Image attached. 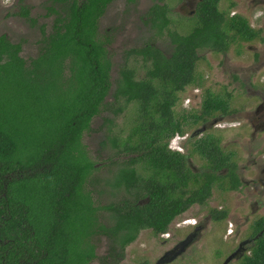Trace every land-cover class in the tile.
I'll list each match as a JSON object with an SVG mask.
<instances>
[{"label":"trees","instance_id":"trees-1","mask_svg":"<svg viewBox=\"0 0 264 264\" xmlns=\"http://www.w3.org/2000/svg\"><path fill=\"white\" fill-rule=\"evenodd\" d=\"M66 1L63 11L50 9L53 27L47 33L41 26L36 56L25 58L22 42L0 34V264H92L101 235L114 243L103 262L120 264L142 230L160 235L189 208L206 204L216 185L226 190L243 185L234 154L224 151L215 134L193 132L185 153L172 151L169 143L177 133L234 112L230 93L209 88L199 110L175 112L179 94L196 79L200 50L227 53L261 38L262 30L221 10L222 0H201L188 34L171 29L167 3L150 7L146 24L160 35L168 31L173 49L166 54L148 42L128 52L148 63L144 78L132 67L122 68L112 93L116 113L128 104L137 107L135 123L120 143L132 156L114 182L130 196L98 206L89 188L96 163L84 135L112 92L113 39L101 35L100 21L116 0ZM19 10L36 21L27 4L21 2ZM192 155L202 157L206 169L196 172ZM102 210L110 212L106 223ZM211 215L221 220L228 212L212 209ZM252 230L254 242L238 264H264V215Z\"/></svg>","mask_w":264,"mask_h":264},{"label":"rangeland","instance_id":"rangeland-1","mask_svg":"<svg viewBox=\"0 0 264 264\" xmlns=\"http://www.w3.org/2000/svg\"><path fill=\"white\" fill-rule=\"evenodd\" d=\"M235 2L230 7L231 2ZM30 7V15L36 19L33 23L21 15L19 4ZM186 0H116L107 8L100 21L101 35L109 34L113 42L109 45L113 67L111 70L112 92L108 105L92 122L91 130L84 135L90 157L96 163L89 188L98 206L119 203L130 194L115 185V176L125 161L132 155L125 152L120 143L131 131L137 118V107L128 104L122 112L116 113L119 103L114 101V92L120 72L125 66L136 70L137 78H144L148 69L142 57L129 54L132 48H138L148 42L155 43L166 54H170L173 44L168 31L160 35L156 29L145 22L146 15L155 3H167L170 7V17L173 19L171 29L181 34H188L196 25L194 15L188 13L192 8ZM67 3L55 0H0V34L7 33L16 42H22V55L31 58L37 55L42 38L41 26L47 33L51 32L55 14L51 8L63 11ZM221 10L236 12L248 19L255 29L262 30V36L251 42H240L233 45L227 53H218L210 49L200 50V60L197 66L196 79L181 92L179 102L174 110L177 114L194 112L200 105L194 103L191 107L183 105V98L195 86L211 89L218 95L230 93L233 113L219 116V121H231L237 127L217 128L211 123L206 124L207 130L202 133H213L220 138L221 146L227 153L234 154L238 164V172L243 185L238 190L214 188L213 195L204 205L195 204L186 212L176 217L170 224L172 236L165 239L155 234L151 229L140 232L136 241L126 247L125 256L120 264H159V259L177 244L194 232L197 226L200 231L197 237L186 248L185 252L169 263L163 264H224L227 258L242 245L240 257H235L227 264H238L253 244L252 223L264 215V129L255 130L251 125L255 113L264 102V0H222ZM262 17V18H261ZM124 103H122L123 105ZM264 116V113H262ZM258 119L255 120L257 123ZM241 124V125H240ZM196 125L187 133L201 128ZM202 136V135H200ZM115 138L118 139L115 142ZM185 151L191 148L189 139L183 143ZM191 167L196 171L206 169L207 162L199 155L189 159ZM227 210L225 219L216 220L211 210ZM110 212L100 211L101 219L109 221ZM195 217L196 226L177 228L176 223L185 218ZM234 223V233L227 236L228 223ZM99 258L92 264H107V258L113 241L108 236H98L95 239ZM162 264V263H160Z\"/></svg>","mask_w":264,"mask_h":264},{"label":"built area","instance_id":"built-area-1","mask_svg":"<svg viewBox=\"0 0 264 264\" xmlns=\"http://www.w3.org/2000/svg\"><path fill=\"white\" fill-rule=\"evenodd\" d=\"M235 14V11L232 12V15ZM203 98V89L200 86H195L193 89L183 98V105L185 107H191L194 103H198L201 105ZM236 123H233L231 121H219L215 124V127L217 128H231L235 127ZM189 133L181 134L177 133L174 135L169 143V148L173 151H177L180 153H185V147L183 143L188 139ZM198 224V221L195 217H189L185 218L181 221H178L176 223L177 228H183L187 226H196ZM234 233V223L232 221H229L228 223V229H227V236L232 235ZM161 236L165 239H168L172 236V231L170 228L164 233L161 234Z\"/></svg>","mask_w":264,"mask_h":264},{"label":"water","instance_id":"water-1","mask_svg":"<svg viewBox=\"0 0 264 264\" xmlns=\"http://www.w3.org/2000/svg\"><path fill=\"white\" fill-rule=\"evenodd\" d=\"M219 120L215 119L210 125H215ZM208 126L205 124L198 130L194 132V136H198L202 133H204L207 130ZM200 226H197L194 232L190 233L186 239L182 240L179 244H177L173 249L168 250L158 261V263H169L170 261H173L175 258L178 256L182 255L186 248L194 241V239L197 237V233L200 231ZM244 248H242V245H240L239 249L232 253L227 260L225 261L224 264H227L229 261L234 259L235 257H240V253L242 252ZM245 250V249H244ZM246 252V251H244ZM245 254V253H244Z\"/></svg>","mask_w":264,"mask_h":264},{"label":"flooded vegetation","instance_id":"flooded-vegetation-1","mask_svg":"<svg viewBox=\"0 0 264 264\" xmlns=\"http://www.w3.org/2000/svg\"><path fill=\"white\" fill-rule=\"evenodd\" d=\"M189 4V6L192 8L190 11L188 10V13L192 14V15H196V11H197V6L199 4V2L201 0H186ZM236 13V12H235ZM262 17H264V12L261 14ZM261 17V18H262ZM9 36V35H8ZM262 113H264V102L261 103V105L259 106L257 113H255V117L253 118L254 121H251V125L253 127H255V130H262L264 129V116L262 115ZM258 119L257 123H255V120ZM241 125V124H240ZM237 127V125H236ZM252 245V244H251ZM249 245L248 248L251 246Z\"/></svg>","mask_w":264,"mask_h":264},{"label":"clouds","instance_id":"clouds-1","mask_svg":"<svg viewBox=\"0 0 264 264\" xmlns=\"http://www.w3.org/2000/svg\"><path fill=\"white\" fill-rule=\"evenodd\" d=\"M235 14H236V13H235ZM235 14H233V15H235ZM233 15H232V16H233ZM218 122H219V121H218ZM218 122H217V123H218ZM236 125H237V124H236ZM214 126H215V125H214ZM235 127H236V126H235ZM186 133H187V132H186ZM181 134H182V133H181ZM184 134H185V133H184ZM189 136H190V135H189ZM188 138H189V137H188ZM172 151H173V150H172ZM175 152H177V151H175ZM185 152H186V151H185Z\"/></svg>","mask_w":264,"mask_h":264}]
</instances>
